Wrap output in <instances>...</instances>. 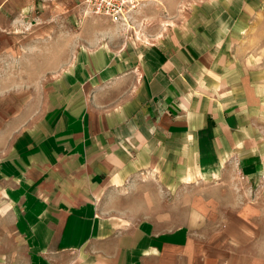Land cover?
Returning a JSON list of instances; mask_svg holds the SVG:
<instances>
[{"label":"crops","instance_id":"0c3cea01","mask_svg":"<svg viewBox=\"0 0 264 264\" xmlns=\"http://www.w3.org/2000/svg\"><path fill=\"white\" fill-rule=\"evenodd\" d=\"M79 11L62 0L49 17ZM149 18L92 41L39 25L65 40L40 116L12 124L25 103L1 91L0 206L22 264H264V0Z\"/></svg>","mask_w":264,"mask_h":264},{"label":"rangeland","instance_id":"374dc122","mask_svg":"<svg viewBox=\"0 0 264 264\" xmlns=\"http://www.w3.org/2000/svg\"><path fill=\"white\" fill-rule=\"evenodd\" d=\"M6 1L8 0H0V27H3L0 29V95L2 91L5 93L3 95L9 97V101H12L9 102L13 105L10 108L11 110H15L17 103H19L18 109H20L21 102L24 101V108L19 114L13 117V114L9 113L6 117L9 122L15 124L24 120H31L34 115L36 117L40 116L38 114L40 105L42 106L44 101L47 100L43 96V89L47 83L38 82L39 78L44 70L55 66L56 58H54L53 54L56 52L58 54L65 53L64 35L58 29L55 34L50 36L51 38L45 37L41 40L38 37H34V29L36 27L39 25L47 26L48 24H53L58 26V28H62L65 25L73 27L82 25L85 31H88V40L92 41L96 32L103 30V27L117 25L110 23L104 17L98 16V18L106 20L108 24L104 23L103 19L101 21L95 16L85 14L83 0H74L77 8H80L81 11H79V17L67 18L49 17V11L55 8V4H60L62 0H24L26 3L25 8L13 9L11 12L4 9L2 3ZM9 1L13 4L20 3V0ZM192 1L194 0H163L161 3L159 0H151V2L150 0H144V5L148 3L149 6L146 10L143 9L144 5L140 8V17L138 19H143L144 28L153 19L149 17L165 16V12L175 11V7L179 5L185 7ZM47 7L50 10H46ZM178 9L181 8L179 7ZM142 11L145 12L144 15ZM43 14L44 18H41ZM163 21L169 24V20ZM119 30L122 32L119 35L121 39L134 37V30L126 32L120 28ZM262 42L264 46V39ZM5 116L4 114L2 115L3 118ZM239 189H241L239 184H233L234 191L238 192ZM18 246L19 243L12 233L11 219L4 214L0 206V264H22L24 261L21 256L22 251H18L19 256L12 255L13 252H17Z\"/></svg>","mask_w":264,"mask_h":264},{"label":"built area","instance_id":"2783aa9c","mask_svg":"<svg viewBox=\"0 0 264 264\" xmlns=\"http://www.w3.org/2000/svg\"><path fill=\"white\" fill-rule=\"evenodd\" d=\"M83 5L85 14L104 17L124 32L141 31L145 25L138 19L144 0H83Z\"/></svg>","mask_w":264,"mask_h":264}]
</instances>
